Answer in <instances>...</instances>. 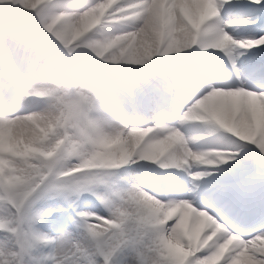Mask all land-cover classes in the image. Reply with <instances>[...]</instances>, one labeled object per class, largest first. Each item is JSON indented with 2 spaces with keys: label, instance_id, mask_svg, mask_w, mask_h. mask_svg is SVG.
Returning <instances> with one entry per match:
<instances>
[{
  "label": "rangeland",
  "instance_id": "374dc122",
  "mask_svg": "<svg viewBox=\"0 0 264 264\" xmlns=\"http://www.w3.org/2000/svg\"><path fill=\"white\" fill-rule=\"evenodd\" d=\"M41 1L43 0H0V10L2 12L8 13L10 16L23 19L26 13H30L29 8L35 4L42 3ZM109 1L110 0H106L105 2L108 3ZM133 1L135 0H127V2L123 1V3L112 5V13H114L115 16L111 19L103 18L99 22L100 25L96 27L97 31L93 33L94 35L84 34L83 36H78L73 32L67 31L69 22L66 20L67 17L65 16L70 6L80 3V0H59L53 5H47L50 6V8L45 12L44 9L47 8H44V5H39L37 11L34 13L35 15L33 14L34 18L37 20V24L39 26L43 25L44 31L47 30L48 32H50L53 28L52 23L56 22L55 26H59H57L56 28L57 32L55 33V36L53 34L52 37H57L60 40L67 39V41H71V47L67 48L65 46V49L57 47L55 42L50 39L51 35L43 37V43L28 37V43L30 47L32 46L31 44H37L40 48V54L36 55L34 54V52L30 58L26 55V57L22 59L23 56L21 55V53L19 51H16L15 46H23L27 42L16 40V37L23 39L26 37V35L23 34V31H20L17 35L16 31L11 29V27L7 26L3 21L0 22V84L3 83L5 72L8 73L9 82L11 84V91L6 101L3 99L5 90L3 89V87H0V90L2 91L0 103V107H2V109H0V129L3 128L4 130H7L10 126H16L20 118L26 117L29 119V116L35 114L36 111L43 106H51L55 109L56 114L53 122L43 124L42 128L36 130L33 143L26 142L23 145H20V143H16L11 138L5 141H0V169L5 170V172L2 170V173L7 174L8 179L29 182L28 186L26 187L27 189L34 184L37 185L38 183H40V179L43 176H47L51 173L55 176L58 171L64 170H67L68 172L74 171L76 167H78L77 165L80 166L84 164L85 161L90 162V159H88L87 157L89 151L81 148L79 146L80 143L88 144L87 148L89 150L90 146H95L96 148H104L106 154L104 156H101V158L105 163H97L101 164L103 167L107 166L112 168L105 169L107 172L110 171L109 173L105 172L92 175L83 174L79 176L74 175L75 178L78 177L79 179H74L70 183L66 181L65 184L77 185L85 183L88 180H95L101 177H112L113 183L124 186L125 180L127 178L131 179V176H134L125 175L121 172V164L123 162V159L125 156L129 155V152L132 151L134 145L131 146V144H129L126 148H124V150H121L120 147L122 145H119L118 143L116 144V141H112V139L102 136L100 131L102 122L110 121L114 122L117 127H122L118 123V121L121 122L120 115H118L117 111L118 104L115 105L116 102H113V105L116 108L115 109L110 104V100L114 95L121 96L122 94H124L123 87H125V81L123 80L125 78L131 77L134 74H139L140 71L145 69L148 65H151L152 62L151 56L147 64L137 67L131 62L133 44L127 43L125 41L115 44L116 39L114 37H116L117 34L124 33L128 30V27L123 26L122 22H124L131 16H136L135 14H132L133 12H135V6H129L130 4L134 3ZM92 4L94 5L95 2ZM103 13L104 11L102 10V8H98V17L102 16ZM175 15H177V13H175ZM198 20L199 18L192 21L195 23ZM113 21L114 25L111 24L113 23ZM117 21H119V23H117ZM132 21L134 20L132 19L130 22L132 23ZM136 24L137 26L139 25V23ZM131 31L132 30H130L129 32ZM226 31L229 32L228 29H226ZM259 32L260 29H258L255 34H258ZM219 36H222V34H220ZM170 40L172 39L170 38ZM156 41L157 37L155 42ZM76 43L80 44L77 45ZM81 44L85 47L80 46ZM63 49L67 50L65 51L66 53L76 52L80 56V59H75L70 55L67 57L64 56L66 59H72L71 62L68 63V66L70 65L71 67L69 70L67 68V61L64 63L61 62V54H54L53 56H50V53H53L56 50ZM163 51L166 60H168L167 58L169 57H174V54L170 47V43L164 46ZM48 55L49 57H47ZM5 56H7V58L10 60V64L8 65L5 63ZM27 57L28 62H26V60L24 61V59H26ZM33 59L39 60L38 63H36V60H34L35 63H32ZM29 62L30 67L36 73V76L34 72H20ZM211 65L213 66L214 71L217 72L216 65ZM229 69L232 73L231 67H229ZM60 70H64V73H59L58 71ZM82 73L87 77L89 76V78L78 79L77 82L83 84L81 86H78L76 85L75 77L77 75H82ZM217 73L219 74V71ZM230 76H232V74L228 76L222 74V78H224L223 80L227 79L228 82L230 81L228 79ZM41 79L43 80V85L42 83H39V80ZM68 79L71 81V83L67 82L69 81ZM67 83L69 84L70 88L73 89L74 96L70 95ZM137 89L139 90V87H137ZM90 92L91 94H99V100L94 101ZM137 96L138 97H135L137 101H139L140 99L145 101L142 94ZM198 98L199 96L193 97L189 101V103L186 104L187 106L185 108L179 110V112L176 113L178 115L177 119H174V117L176 116L175 114L173 118L165 119L164 121L168 122L165 123L162 120L164 118L161 117V119L158 120H162L164 123L160 124L177 126L180 124H185V120L193 119L194 117L201 118L204 112L208 113L210 109V103H208L207 101L199 104V100H196ZM9 99H12L14 101V109L8 108V105L10 104ZM121 99H123L122 96ZM170 99H175L176 101L180 100V98L176 97ZM154 103L158 104L156 102ZM161 103L163 105L160 110L161 113L156 112L157 114H162L161 116L166 117L167 112L168 114H173L177 111L175 109H172V105L170 107L168 104H164L163 102ZM123 104L124 100L122 101V109ZM25 105H27V108L23 107ZM158 105H160V103ZM140 110L143 111L142 109ZM152 110L156 111L153 108ZM123 113L124 111L122 112V114ZM219 115L220 111L217 116ZM182 117H184V119H182ZM115 118L118 121H115ZM218 118L219 121H221V118ZM226 120V122L228 123V119ZM146 126L144 127V130H151V126ZM123 128L125 129L126 133L130 134L135 133L132 131H136V129L134 128ZM253 131L259 133L256 128H254ZM180 132L184 133L183 131ZM200 135H202L203 140L204 138H211V134L203 132L197 133L196 137H199ZM251 136H253V134L251 135V133L249 132L247 137L250 138ZM230 145L229 147H224V151H235V146L232 144ZM257 145H264V140L260 139ZM249 149H251V151L240 152L242 153L241 156L248 155L249 157H254V155H256V150H253L250 146ZM72 150H75L77 152L76 157L74 154L68 155L67 157L63 158L64 163L62 164L53 165L51 162L46 161L47 159L55 156L58 153H61L63 155H65L66 151H71L72 153ZM160 150L162 149H154L149 146L148 143H146L145 147H143L136 154V157L133 160L132 164H146L147 162L145 161H139L137 163L136 161L147 155H154L156 157ZM223 156L224 154L212 152L211 155L205 156L201 160V163L203 161H206L207 163L213 164L214 161L209 159V157H215L217 160H220L223 159ZM58 159L61 160L62 158L58 157ZM165 162L168 165H172V162L169 161V158H166ZM234 162H230L229 165L222 167H231ZM139 177L145 179L144 176ZM55 183L56 182H52L50 179L47 180V182L43 186H41L35 194L32 195L30 201L33 198H36L46 187L51 190L53 186L60 184ZM103 188L107 189V187ZM118 191L123 193V195H112L110 198L111 206L114 207V210L124 212L125 208L121 205L122 203H126V201L130 200L132 205L137 209L139 213L137 218L138 222L147 225V227L154 232V236L151 242L152 246L150 248L145 247L143 249V258L147 261V264H177V262L183 264H225V258L230 254L236 253L237 247L235 248L234 244L235 238L227 234L223 235L222 238H219V240H216V242L211 247L209 246L208 248H204V246L201 245V241L197 235V232H199V230L200 232L203 230V234L206 231V237L209 235L214 238L218 236L220 232L219 228L220 226H222V223L218 222L214 217L210 215L209 216L212 221L206 222L204 224L202 223V215H200V217L197 215H194L193 217L189 216V223L193 222V218L196 221L194 227L195 231L191 233L187 238H183L181 236V232L180 234L178 233V235H176L175 241L176 243L178 242V244L181 245L180 247L178 245L171 244L168 238V234L172 229H174V224H176V221L172 220L170 222V224H172L171 228L166 227L165 229H163V227H161L162 225L160 224L162 223V220L167 217V213L157 216L153 212H149L138 206L131 195L128 193V189H118ZM150 191H153L151 190V187ZM184 192H188V190H184ZM184 201L186 200L173 202L176 203V205H180L182 207ZM92 202L93 204L91 203L89 205H85L81 201H79L80 206H83L81 208H87L93 212H99L98 215L100 216H106V211L101 208L100 204H98V202ZM39 204H41L40 207ZM6 205L8 206V204ZM60 205H62V201L59 200H41L37 203L36 207H56ZM197 210L198 212L205 213V211H202L200 209ZM12 213L13 212L11 211V209L6 208V206H4L0 202V223L6 224L7 222H9V220L11 221ZM67 215L69 214L62 213L58 216H54L49 221L40 222L38 225V229H42L43 231L48 232L51 235H55L58 229L64 223ZM177 222L179 225L178 229L181 230L183 226L182 217H179V220ZM198 222H200V224H198ZM4 237L5 235L0 233V264H14L16 258L10 253V249L13 246L11 238L5 239ZM233 248L234 251H232ZM207 249H213V251L208 256L200 257L199 254ZM234 257L237 258L238 254L234 255ZM118 259L121 262L127 261L131 259V254L128 252H123L122 255H119ZM184 259H187V261L185 262ZM229 264H231V262H229Z\"/></svg>",
  "mask_w": 264,
  "mask_h": 264
},
{
  "label": "snow or ice",
  "instance_id": "6c2138e0",
  "mask_svg": "<svg viewBox=\"0 0 264 264\" xmlns=\"http://www.w3.org/2000/svg\"><path fill=\"white\" fill-rule=\"evenodd\" d=\"M213 7L214 19L211 23L215 25L217 35L222 34L223 39L231 43L226 48L217 44L211 50L227 58L236 83H210L219 81V77L211 64L200 61L196 67L188 69L189 76L183 85V95L179 102L189 103L195 96H199L196 100L203 102L204 98L211 99L218 93L228 96L247 95L264 100V61L254 64L249 60L241 66V58L248 52L264 49V0H213ZM225 12L232 14V18L227 19L223 15ZM251 25H256L260 32L250 38L236 39L226 31L228 28L237 30ZM244 77L252 83H248ZM0 87L5 90L3 99L6 101L11 91L7 72L4 73ZM209 126L213 132L222 130L215 124ZM230 135L235 139L228 140V143L240 152L251 151L248 146H253L256 155L249 157L241 156L236 151L212 150L224 154L223 159L209 157L214 163L204 165L201 160L207 154L201 152L195 161H189L179 169L168 167L163 160L157 162L154 155L144 156L136 163L151 162L161 169L182 170L191 177V189L188 192L169 187L164 191L163 199L148 192L164 203L190 201L197 205L196 208L222 223L227 229V235L237 237L236 253L226 257L225 264H229L236 254L243 256L247 264H264V243H261L264 242V145L246 143L236 135ZM232 161L238 163L222 167ZM250 171L254 174L246 177L239 175ZM133 186L125 182L124 186L113 184L107 189H98L90 182L68 184L55 190L46 187L31 201L21 200L17 211L12 213L11 222L16 241L10 249L11 255L16 258L14 264H147L143 258V249L152 246L154 232L138 222L139 213L130 200L122 203L124 212L106 211V216L81 208L79 203L83 196L88 195L100 205H109L112 195H123L118 189L130 190ZM173 193L182 198H173ZM41 200H59L62 205L37 208ZM62 213L69 215L55 235L36 227L40 222L49 221ZM22 225L26 226V230ZM168 227L171 228L172 224ZM212 251L207 249L199 256H208ZM123 252L130 253L131 259L121 262L118 257Z\"/></svg>",
  "mask_w": 264,
  "mask_h": 264
},
{
  "label": "bare ground",
  "instance_id": "6f19581e",
  "mask_svg": "<svg viewBox=\"0 0 264 264\" xmlns=\"http://www.w3.org/2000/svg\"><path fill=\"white\" fill-rule=\"evenodd\" d=\"M105 1L106 0H80V3L71 5L66 19L69 22L67 26V31L73 32L77 35L80 32H92L96 30L94 24L96 21H98L96 19L98 18V8L101 7L103 9L106 5L107 7L110 6V3L107 4ZM112 1H114L115 3L120 2V0H111V2ZM164 1L165 0L133 1L134 3L130 4L129 6H135V12L132 13L136 15L132 18L134 21H132V23L130 22L127 24V31L121 34H117L116 37H114L116 39L115 44L123 41L133 44L131 62L137 67L147 64L151 56L152 63L151 65H149V67H147L150 68L153 65V59L159 47V40L162 36H170V38L172 39L170 40L169 38V43L174 54V60H181L189 54L194 34L190 29L185 26L180 16L187 17L189 22L191 19L199 18L198 22H200L204 11H208L207 18H209V22H207L206 25L203 27L202 33H208L210 37L206 39L204 38L200 42L198 50L204 47L206 48V50L209 48L214 49L217 44H222L223 47L226 48L231 43V41L224 40L222 36L217 35V29L215 25L211 23V21L213 20L212 12L214 11L213 0H169L167 6L164 9L166 20L162 19ZM94 2L95 4L93 5L92 3ZM175 13H177V15H175ZM228 15H230V13H228ZM136 23H139V25L137 26ZM197 24H195V26H197ZM168 29H171L172 35H170L169 31H167ZM130 30L132 31L129 32ZM228 30L230 34L233 35V37L236 39L252 37L251 35H245L244 33L238 35L239 30H233L231 28H228ZM156 37L157 41L155 42ZM199 52L206 53V51ZM215 52L216 51H214V53ZM257 53H259V55ZM263 54L264 49H253L248 52L246 56L241 58V64H244L245 61H247L246 57H248L249 55H253L256 58H260L256 62L260 63L264 61ZM209 55H212V53ZM224 57L225 56L222 53H219L218 58L220 60H222ZM225 60H227V58ZM188 63H191V61H189ZM81 77L86 78L87 76ZM39 83H42V85L44 84L42 79L39 80ZM248 83L252 82L248 81ZM215 84L216 83H214V85ZM77 85L81 86L83 84L78 83ZM236 97L237 96H228L218 93L211 99L204 98L203 102L212 101L213 104H216L218 106L217 109L220 111V118L222 121L229 119V117L231 116V111L233 110V108L236 107L239 111L238 114H241L239 122L235 126L237 127L236 132H238V138L244 141H249L251 138H248L247 135L249 134V132L252 135V128L257 127L260 131L261 140H264V100H260L247 95H241L239 96V98L241 97L240 102H236L234 100V98ZM113 98L117 100H115L118 104L117 111L119 115H121L123 112V109L121 108L123 100L119 95H114ZM249 102H253L256 105L255 109L251 108L249 109V111L248 108L246 109V107L249 105ZM198 103L201 104L202 102L199 100ZM23 107L27 108V105ZM142 107L144 109L148 108L146 103H144ZM253 110L254 112L252 113ZM55 116L56 114L54 108H52L51 106H43L39 108L35 114L29 116V119L26 117L20 118L16 126H10L7 130L1 128L2 130L0 129V141H5L11 138L16 143H20V145H23L26 142L33 143L36 130L42 128L43 124L53 122ZM182 119H184V117H182ZM114 120L116 121L117 119L115 118ZM189 120L190 119L185 120V124H180L177 126L168 124L170 127L167 124L160 125L159 123L153 122V126L151 127V131L153 133H151L150 136H148L147 134L148 130H144L143 127L137 128L135 133L130 134L126 133L123 127H117L114 122L110 121L102 122L100 131L102 136L110 138L112 139V141H116V144L118 143L119 145H122L120 147L121 150H124V148H126L129 144H131L132 146L139 144L141 141H143V143H146L147 141L148 144L151 143L154 146V149L159 148L167 152V158H169V161L172 162V167H176L178 169L184 165H187L190 159L191 161H195L196 156L201 152H204L207 155H211V153L214 152L212 150L224 151V147H229L230 143H228L227 140H222L220 142L215 141L212 143H202V135L196 137V134L202 133V131L203 133H208V131H205L204 128L199 125L189 126ZM166 123L168 122L166 121ZM232 123L233 122H231V125ZM162 129L164 130L163 132L160 131ZM180 131H183L184 133H181ZM235 151L240 152V150L237 148L235 149ZM202 164H206V161H203ZM174 171L180 174L179 177H176L178 183H181L184 185V187L188 188L190 185L188 182L191 181V177L182 170ZM131 177V179L127 178L125 182L140 187L145 191H150L151 186L143 178L135 175ZM135 186H133L130 190L128 189V193L131 195V197L134 199L138 206H140L144 210L153 212L157 216H160L164 213H180L183 220V226L185 225L187 217H189L191 212L190 208H188L187 205L181 207L180 205H176V203L174 202L164 204L161 201L154 200L144 195L142 190L136 188ZM165 187L167 190L170 185L167 184L165 185ZM190 189L191 186L189 187L188 191ZM152 194L156 195L153 191ZM172 195L175 198H181L175 193H173ZM174 216L178 215L174 214ZM195 222L196 221L193 218V222L191 224L188 223L187 229L189 233L195 231ZM198 224H200V222H198ZM178 228L179 225L178 222H176V224H174V229L169 232L168 238L171 244L178 245L180 247L181 245L178 244V242L176 243L175 239L176 235H178V233L180 234L183 227L181 228V230H179ZM225 232L226 231H222L220 234H224ZM236 239L237 240H234L235 248L238 244V238ZM209 241L210 239L208 237H202V242L204 244H207ZM213 244L214 243L212 242L211 245ZM232 251H234V248ZM230 262L231 264H247L244 257L239 254L237 258L234 257L233 260Z\"/></svg>",
  "mask_w": 264,
  "mask_h": 264
},
{
  "label": "clouds",
  "instance_id": "9594fccd",
  "mask_svg": "<svg viewBox=\"0 0 264 264\" xmlns=\"http://www.w3.org/2000/svg\"><path fill=\"white\" fill-rule=\"evenodd\" d=\"M226 39H227V37H225ZM118 115H119V113H118ZM125 117H121V119H124ZM74 179H76L75 177H70L69 178V180L67 181L68 183H70L72 180H74ZM142 190V192H143V194L144 195H146V196H148V197H150V198H152V199H156L154 196H152L151 194H150V192H148V191H144L143 189H141ZM101 206H102V208L105 210V211H107V212H109V213H114L115 212V210H114V207L113 206H109V205H106V204H101ZM12 227V225L11 224H0V228H4L5 230H7V229H9V228H11ZM13 235L15 236V234L13 233ZM5 239H10V237H8L7 235H5V237H4Z\"/></svg>",
  "mask_w": 264,
  "mask_h": 264
}]
</instances>
